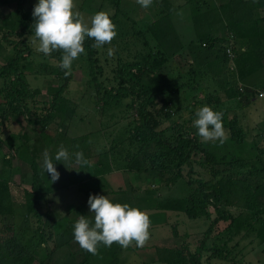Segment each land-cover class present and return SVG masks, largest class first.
Wrapping results in <instances>:
<instances>
[{"label": "rangeland", "instance_id": "obj_1", "mask_svg": "<svg viewBox=\"0 0 264 264\" xmlns=\"http://www.w3.org/2000/svg\"><path fill=\"white\" fill-rule=\"evenodd\" d=\"M116 1L111 0L112 4ZM164 1L169 2L165 8L170 9L171 6L176 8L173 16L174 24L178 26L179 32H185L181 25L192 16L198 0H195L193 4L190 3V0H152V4L148 8L141 7L137 0H120L121 13L116 17L117 9L115 5L110 4L109 0H74L76 10L82 14L86 22H90L95 13L105 11L109 13L116 25L117 36L113 41L101 48H96L100 60L97 70L101 73L99 79L103 83L104 89L117 88L118 70L124 63L140 59L142 54L149 53L152 58L156 55L157 49L144 46L143 40L133 34V23L130 20L154 22L160 11L164 9ZM201 1L211 5L210 0ZM212 2L215 4L214 0ZM37 3L38 0H25L24 2L22 15L30 23L23 37H9L10 43L4 36L7 30L11 29L7 27L2 31L0 28V72L10 59L23 48L19 45L17 49H14L16 43L21 41L24 48H27L24 54L27 60L22 61L21 66H26V69H23L24 77L30 90L35 93L34 101L37 103L34 107L33 101L28 100V104L33 111L37 108L40 114L46 111L52 103L55 93L53 87H59L64 81L62 76L60 79V76L53 72L59 64L55 58L56 52L53 55L52 53L44 55L36 51L38 41L36 44L33 43L36 38L32 13ZM16 10V2L1 5L0 25H3L1 18L14 14ZM127 16L131 18L128 20ZM216 35L223 37L225 33L220 29ZM85 40L94 39L86 37ZM192 40H196V36H186L185 41L189 44ZM109 48L113 49L112 56L108 55ZM197 55V52L190 53L188 46L186 51L171 58L160 68V71L168 78L169 87L167 95H162L158 99L159 129L165 130L169 137L176 134L195 137L201 150L215 154L217 166L206 164L203 153L193 155V174L189 175L190 169L186 167L183 178L176 182L177 185L173 190L165 188L164 184H156V190H153V193L146 194L142 198L133 199L131 197L134 187L147 185V180L142 182L134 173L125 170L126 156L134 160L137 157L142 159L138 149L129 145L128 139V133L135 127V120L139 118L140 101L130 97L108 104L98 102L95 87L91 82L86 54L80 55L73 62L70 71L72 80L64 92L62 101V103L64 101L68 103H64L65 107H61L60 113L56 111L51 115L52 118L49 120L51 125L46 128L38 125L34 133L35 128L30 127L29 120L21 117L20 123L9 122L6 128H3L5 137L0 152V177L8 179L10 182L11 202L16 224V231L12 236L18 239L17 248L21 246L25 252L32 253L36 257L35 264L43 261L46 264H77L81 258L69 261L71 260L69 253L73 248L58 242V230L68 228V234L66 233L60 240L67 241L72 238L73 242V228L79 218V214H74L75 210L83 206V212L85 211L86 215L89 214L87 201L90 194L105 195L110 201L116 203L115 201L118 199L110 191L120 192L121 195L128 197L127 200L121 199L117 203H126L148 214L151 221L150 239L142 248L136 247L135 242L127 249L114 243L96 257L92 264H139V261L135 262V258L142 260L144 264H162L157 261L156 248H166L176 244L181 247L184 245L190 247L192 253L196 251L199 242L204 239L205 232L217 218L215 211L209 208L211 216L191 220L184 210L162 209L159 207V202L169 197L177 202L187 196L191 191L189 184L191 178L196 181L216 183L219 179L227 177L228 174L245 173L248 171L247 169L229 171L230 165L238 164L242 159L246 162H254V160L259 162L258 156L264 151V98L257 96L259 92L264 91L263 74H260L262 85L254 83V81L240 83L231 76L224 77L222 69L219 75V72L199 66ZM0 76L2 75L0 74ZM6 91V83L0 77V110L4 108V112H7L5 107ZM163 98L169 101V106L161 111L163 101L160 100ZM205 105L210 106L214 111L223 113L222 123L227 139L222 144L218 140L203 142L197 135V129L193 126V121L196 119L195 112ZM50 114H52L51 111ZM235 119L244 133L245 144L242 146H238L232 139L230 126ZM65 128H67L66 131ZM42 132L56 140L50 146H45L43 143L39 145L37 164L42 170L41 173H45L46 177L44 179L41 176L43 181L41 180L38 185L39 193L37 195L39 196L37 199L41 202L39 206L41 220H38L33 215L26 217L25 192L33 190L35 175L30 161ZM63 132L69 138L99 135V137H93L94 141L91 140L90 150L80 149L84 158L89 161V165L81 167L75 163L74 156L72 161L68 162L55 160L53 155L55 156L59 150H57L56 143L61 141V145H64L60 138ZM23 133L29 136L25 146L22 145L23 139L20 135ZM254 146L256 147L255 151ZM64 147L71 154L70 147H67V144ZM257 149L260 151L258 152ZM45 150H48L60 173V178L55 183H51V176L41 167ZM260 157L264 160V153ZM144 163L146 169H149V162L145 160ZM130 164H132L131 161ZM99 177L108 181L109 189L104 186V189L101 190L95 186L94 182H98ZM146 177H149L148 174ZM148 181L151 182V179L148 178ZM194 186H199V183H195ZM225 208L239 219L241 231L238 232L234 228L233 233L228 234L226 230L229 221L217 223L213 236H218L221 233L223 235L218 236L219 240L211 239L208 242V247L217 246V248L223 249V254L227 256L224 255V258H219L216 255L212 257V252L213 255L215 252L206 250L203 253L201 264H230L233 261H237L239 264H264V243L257 237L256 229L260 228V224L255 222L256 217L236 205L225 206ZM262 217L264 218V215ZM26 218L27 222L23 226ZM2 234L0 230V235ZM41 236L46 238L44 245L41 244ZM215 241L217 242L215 243ZM78 248L83 252L81 247ZM48 258L50 259L47 260Z\"/></svg>", "mask_w": 264, "mask_h": 264}, {"label": "trees", "instance_id": "obj_2", "mask_svg": "<svg viewBox=\"0 0 264 264\" xmlns=\"http://www.w3.org/2000/svg\"><path fill=\"white\" fill-rule=\"evenodd\" d=\"M109 1L112 4L111 0ZM12 2L17 3V10L14 14L1 18V24L3 23V25H0L2 31L7 29V27L11 29L7 30L4 36L7 40L9 37L14 36L23 37L30 23L22 15L25 0H0V6L8 5ZM194 2L195 0H190L191 4ZM214 2L215 4L210 0L211 5L201 0L196 2L197 5L194 8L192 16L181 25L185 29V32H179L178 26L174 24L173 16L175 15L174 10L176 8H172V6L170 9L165 8V5L169 4L166 1L163 2L164 9L160 11L157 20L154 22L130 20L133 23V34L143 40L144 46H151L152 49H157V51L153 58L149 53L142 54L140 59L124 63L118 70L117 88L104 89L103 83L99 79L101 73L97 70L100 61L98 52L96 48L92 47L95 41L85 40L84 42L85 53L83 54L87 56L91 82L95 87L97 101L108 104L115 100L118 101L130 97L140 101L139 118L135 120V127L128 133V139L129 145L138 149L139 154L142 155V159L137 157L134 160L126 156L127 164L125 170L129 173H134L142 182L147 180V185L134 187L132 189L133 195H131L133 199L142 198L146 194L153 193V190H156V184H164L165 188H172L173 190L177 185L176 182L183 178V172L186 167L190 169L189 175L193 174L194 161L192 157L195 154L203 153L206 164L217 166L215 154L207 150H201L195 137L183 134L169 137L165 130L159 129L158 99L162 95H167L169 87L167 76L160 71V68L165 63L186 51L189 46L190 53H198L197 60L199 66L207 67L209 70H214L217 73L219 72V75L222 69V73L225 74L224 77L231 76L240 83L254 81V83H261L262 85L260 74H263L264 78V0H214ZM112 5H115L117 9L116 17L117 14L121 13L120 0H117ZM130 18L127 16L128 20ZM220 29L225 33V36L216 35L220 32ZM189 35L196 36V40H192L190 44L185 41L186 36ZM8 41L11 43V40ZM19 45L23 46V48L10 59L5 68L0 72L2 75L0 77L4 79L7 90L5 94L7 112L3 111L4 108L0 110L1 145L4 143V129L7 123H18L21 121V117H23L24 119L27 118L29 120L28 124L35 129L38 125L46 128L51 125L49 123V120L52 118L51 115L56 111L60 113L61 107H65L64 103H68L67 101L62 103V101L64 92L72 80V74L71 72L66 74L67 70H62L58 64V67L53 72L59 75L60 79L62 76L64 83L57 88L53 87L55 89L53 100L46 111L40 114L37 108L33 111L28 104V100L33 101V105L36 107L37 103L34 101L35 93L30 90L29 84L24 77L23 69H26V66H21L22 61L27 60V57L24 56L27 48L25 49L24 44L18 41L14 49H17ZM228 49H231L234 54L233 61L236 68L233 71L231 70V60L227 53ZM54 52H56L55 58L60 63L63 55L62 51H53L52 55ZM160 101H163L161 111H164L169 106V101L164 100V98ZM50 111L52 114H50ZM230 129L235 143L238 146L244 145V133L239 128L236 119L233 120ZM66 130L67 128H65ZM20 135L21 139H23L22 145H27L29 136L24 133ZM60 136L63 144H67V147H70L71 154L79 152L81 148L90 150L91 140L94 141L93 137H99V135L92 134L91 136L69 138L65 136L64 132ZM55 140L49 134L42 132L37 140L38 145L35 146L36 150L32 152L30 163L35 175V181L33 182L32 192H25L26 217L33 215L38 220H41V214L39 213L41 202L37 199V196H39L37 193H39L38 185L41 180L43 181L42 177L45 179L46 174L41 173L42 170L37 164L39 145L43 143L45 146H50ZM60 145L61 141H58L56 143L57 150ZM255 149L256 147L254 146V151ZM257 151L259 152L260 149H257ZM263 153L264 151L260 155ZM260 155L257 159L259 162L255 160L254 162H246L242 159L238 164L230 165L229 171L247 169L248 171L245 173L228 174L227 177L219 179L216 183H206L202 180L196 181L191 178L189 180L191 191L187 196L182 197L177 202L170 197L159 202V207L162 209L171 211L184 210L187 217L191 220L211 216L209 208H212L217 214V218L213 221L207 232H205L204 239L199 242L194 253L191 252L190 247L185 245L181 247V245L179 246L176 243V245H169L166 248L157 247V261L159 263L201 264L203 253L206 250L215 252L214 255L212 252V257L216 255L219 258H224L226 254H223V249H219L217 246L208 247V242L211 239L219 240L220 237L218 236L223 235L221 233L218 236H213L216 224L220 221H229L226 230L228 234L233 233L234 228L238 232L241 231L239 219L227 211L225 206L236 205L255 216V222L260 224V228L256 229L257 237L264 243V218L262 217L264 215V160ZM73 156L70 161H72ZM53 157L55 158L54 155ZM145 160L150 164L149 169L145 167ZM130 161L132 164H130ZM146 174H148L151 182L148 181ZM99 178L98 182H94L95 186L101 190L104 189V186H107L109 189L108 181H105L103 177ZM195 183H199V186L195 187ZM110 193L118 199L115 201L116 203L121 199L127 200L128 198L126 195H121L120 192L110 191ZM83 209V206L78 207L74 214L91 215L90 213L86 215ZM26 222L27 218L23 226ZM0 230L3 233L0 235V264H35L37 261L36 257L32 253L28 254L25 252L21 246L17 248L18 239L12 236L16 231V224L14 222V210L11 202L10 182L8 179L2 177H0ZM68 232V228L61 231L58 230L57 238L61 245L73 248L69 253V257L71 258L69 261H76L77 258H81L77 264H92L93 260L107 248L102 244L99 245L97 255H92L85 250L81 252L78 248L80 247L79 244L75 240L72 242V238L67 241L64 239V241L60 240ZM10 236L12 238H9ZM44 240L46 238L41 236L42 245L46 242ZM39 264L46 263L43 261ZM230 264L239 263L233 261Z\"/></svg>", "mask_w": 264, "mask_h": 264}, {"label": "clouds", "instance_id": "obj_3", "mask_svg": "<svg viewBox=\"0 0 264 264\" xmlns=\"http://www.w3.org/2000/svg\"><path fill=\"white\" fill-rule=\"evenodd\" d=\"M137 3L148 8L152 0H137ZM32 15L36 38L33 43L38 41L36 51L50 55L53 51L61 50L63 55L59 67L67 70L66 74L70 73L74 60L85 53L83 45L86 37L94 39L92 47L101 48L117 36L116 25L109 13L99 11L91 17L90 22H86L76 10L74 0H38ZM108 55H113V49L109 48ZM195 116L193 126L203 142L218 140L222 144L227 139L222 123L223 113L205 105L195 112ZM72 155L75 163L81 167L89 165L82 151L70 154L64 145H60L55 160L68 162ZM41 167L51 176V183L59 180L60 173L48 150L43 153ZM87 203L91 215H79L73 236L75 242L88 253L97 255L101 244L111 247L116 243L127 249L135 242L136 247L142 248L150 239L151 221L146 212L126 203H113L105 195L90 194Z\"/></svg>", "mask_w": 264, "mask_h": 264}, {"label": "built area", "instance_id": "obj_4", "mask_svg": "<svg viewBox=\"0 0 264 264\" xmlns=\"http://www.w3.org/2000/svg\"><path fill=\"white\" fill-rule=\"evenodd\" d=\"M227 53H228L229 58H230V60H231V70L233 71V70H235V68H236V66L234 65V61H233L234 54H233V52H232L231 49H228V50H227ZM240 90L242 91V89H240ZM258 97H259V98H264V91L260 92V93L258 94Z\"/></svg>", "mask_w": 264, "mask_h": 264}, {"label": "crops", "instance_id": "obj_5", "mask_svg": "<svg viewBox=\"0 0 264 264\" xmlns=\"http://www.w3.org/2000/svg\"><path fill=\"white\" fill-rule=\"evenodd\" d=\"M30 127H32V126H30ZM35 130H36V129H34L33 132H34ZM35 132H36V131H35ZM35 132H34V133H35ZM10 133H11V132H10ZM4 137H5V135L3 136V139H4ZM7 146H8V145H7ZM20 146H21V145H20ZM2 147H3V145L0 144V152H1V150H2ZM8 148H9V146H8ZM136 260L139 261V264H144V262H143L142 260H138L137 258H135V262H136ZM136 264H138V263H136Z\"/></svg>", "mask_w": 264, "mask_h": 264}]
</instances>
